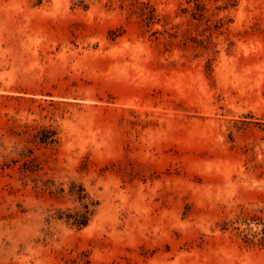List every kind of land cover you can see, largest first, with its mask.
Wrapping results in <instances>:
<instances>
[{"label":"rangeland","instance_id":"374dc122","mask_svg":"<svg viewBox=\"0 0 264 264\" xmlns=\"http://www.w3.org/2000/svg\"><path fill=\"white\" fill-rule=\"evenodd\" d=\"M222 5L0 0V264H264V0Z\"/></svg>","mask_w":264,"mask_h":264},{"label":"trees","instance_id":"16d2710c","mask_svg":"<svg viewBox=\"0 0 264 264\" xmlns=\"http://www.w3.org/2000/svg\"><path fill=\"white\" fill-rule=\"evenodd\" d=\"M193 15L197 18H202L205 16V10L207 7V0H193ZM238 0H224V7L236 5ZM147 16L148 21L151 19L150 15ZM41 141L44 142H55L58 141V136L56 130H51L50 134H41ZM52 192L62 198H67L71 200L74 205L68 206L66 208H58L51 217L65 220L66 222L76 226L78 228L85 227L89 224L98 204L99 199L95 198L87 187L77 180H71L69 187L60 186L58 191ZM257 219L256 215L249 217H244L242 220L248 224V226L241 228L240 225L234 226L239 229L242 234V239L248 245H260L264 247V226L260 229H253L251 223ZM239 221V220H238Z\"/></svg>","mask_w":264,"mask_h":264}]
</instances>
